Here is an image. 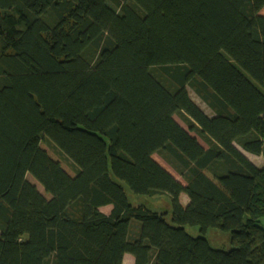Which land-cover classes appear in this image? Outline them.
I'll use <instances>...</instances> for the list:
<instances>
[{
    "label": "trees",
    "instance_id": "1",
    "mask_svg": "<svg viewBox=\"0 0 264 264\" xmlns=\"http://www.w3.org/2000/svg\"><path fill=\"white\" fill-rule=\"evenodd\" d=\"M263 7L0 0V264H264Z\"/></svg>",
    "mask_w": 264,
    "mask_h": 264
},
{
    "label": "rangeland",
    "instance_id": "2",
    "mask_svg": "<svg viewBox=\"0 0 264 264\" xmlns=\"http://www.w3.org/2000/svg\"><path fill=\"white\" fill-rule=\"evenodd\" d=\"M261 13H264V7L261 10ZM189 94H190L191 98L193 99V101L207 115L213 114L212 111L210 110V108H208L206 106V104L204 102H202L199 99V97L196 96L191 90H189ZM175 118L182 126L187 128V126L184 123L182 118H180L178 115H175ZM191 134H194V133L191 132ZM197 139L199 140V142L202 145L206 146L205 142L200 137H198ZM243 152L254 164L259 165V166L263 164L264 161H263L262 156L254 155V154L249 153L247 151H243ZM53 154H54V156L60 157L61 160L64 159V158H62L63 157L62 155L58 154V152L57 153L53 152ZM153 157L155 158V160L157 162H159L162 166H164L166 169H168L170 172H172L177 178H179L178 174L174 171V169L160 155L154 154ZM28 178L32 183L36 184V186L40 192H43V188L39 184H37L34 179H32L31 177H28ZM126 193H127V197H128L129 202L133 205L142 204V205L146 206L147 209L152 210V211H156V212L164 211L167 213L169 212L170 201H169V198L165 195L154 196V197L141 196V195H135V194L131 193L129 190H127ZM182 198H183V202H184L186 200L185 196H182ZM108 210H109V208H107V206H106V207H103L101 211L108 212ZM260 224L264 227V217L261 218ZM187 230L189 232H191L192 234L197 233L194 228L187 227ZM206 238L208 239L209 243L213 247H218V248L221 247V248L227 249L231 245L228 233L222 232V231L217 230V229H210L206 233ZM125 264H127V263H125Z\"/></svg>",
    "mask_w": 264,
    "mask_h": 264
},
{
    "label": "crops",
    "instance_id": "3",
    "mask_svg": "<svg viewBox=\"0 0 264 264\" xmlns=\"http://www.w3.org/2000/svg\"><path fill=\"white\" fill-rule=\"evenodd\" d=\"M182 196H185V198H186V200L184 202H183ZM179 198H180V201H181L182 204H185L187 202V197H186V195L184 193L180 194ZM106 206H107V208H109V210H108V212H104V213L108 214L110 212V210H111V206L110 205H106ZM106 206H103V207H106ZM103 207H101L100 209L102 210ZM133 262H134V259H133V256L131 254H129V253L124 254L123 263L122 264H125V263L133 264Z\"/></svg>",
    "mask_w": 264,
    "mask_h": 264
}]
</instances>
